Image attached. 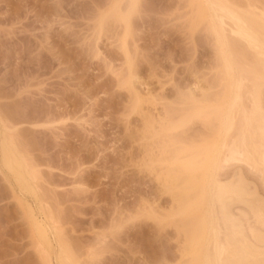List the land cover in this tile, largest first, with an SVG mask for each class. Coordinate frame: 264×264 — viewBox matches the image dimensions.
<instances>
[{"label": "rangeland", "instance_id": "obj_1", "mask_svg": "<svg viewBox=\"0 0 264 264\" xmlns=\"http://www.w3.org/2000/svg\"><path fill=\"white\" fill-rule=\"evenodd\" d=\"M130 1L0 0V264H46L34 220L54 241L62 233L81 264L193 262L177 202L188 171L175 173V165L218 136L228 114L220 106L238 96L233 90L222 98L230 84L219 56L225 51L207 29L203 0ZM118 13H131L127 23ZM241 91L240 108L247 104ZM192 96L202 107L193 113L210 105L203 110L209 120L208 113L191 116ZM186 112L191 119L179 125ZM4 138L37 175L29 176L34 194L3 165ZM184 147L193 151H183L181 160ZM231 162L222 163L221 180L242 174L264 198V178Z\"/></svg>", "mask_w": 264, "mask_h": 264}, {"label": "bare ground", "instance_id": "obj_2", "mask_svg": "<svg viewBox=\"0 0 264 264\" xmlns=\"http://www.w3.org/2000/svg\"><path fill=\"white\" fill-rule=\"evenodd\" d=\"M203 1L204 2L202 3L204 4H202L203 7H201L202 10L201 14L204 15L203 18L204 17L206 18L204 19L205 22L208 20L207 23L208 22L210 23V27L207 28L209 29L208 31L212 30L210 32L215 33V36H217L216 39L219 41L221 45L217 48H220L222 49V51L223 50L225 51V53L223 54L220 51L219 56H222L221 59L223 60V65L225 67L227 75L229 76L228 79L230 81V84L231 85L234 84L233 87L236 88V89L232 88V86L228 82L229 90L226 88L227 85L225 84L226 85L225 89L227 90H224L223 93L227 91L226 92L227 94L221 97L224 100H226L225 99L227 97L226 95H228L229 92L233 90L236 91V92L233 91V97L235 95L234 93H236L238 97L234 99V98H230L229 95L227 97L228 101H230L231 99L232 100L230 102L224 101L225 104L222 105V107L220 106V109H222L224 106H227L226 109H224L225 108L224 107L223 111L221 110L220 111L225 112L228 108V110L225 112V114L226 113L228 114L225 115L226 118H221L223 119L221 121L223 122V124L222 126L220 125V128L222 127L220 129L221 131L219 132L218 130L215 131L218 132V136L217 134L216 136L212 135L215 137L213 139L214 141L212 140L211 143H208V145L203 146L204 144H207L204 143L202 146L204 148L206 147L205 149L203 147H199V148H203V151H201L200 155L198 153H197L198 155L195 154L196 152L194 151L195 156L191 154L193 157L191 156L189 158L185 156V152L183 151L187 152L192 149L187 148L188 150H185L184 147L183 149H181L184 155L182 154L180 158L182 160V156H185V160L186 157L189 158V160L188 159L186 161L184 160V163L182 162L183 161L182 160L180 161L181 164L178 162L179 164L178 166L176 162L180 159V158L177 159V157L182 153L180 150H179L180 154L178 156L177 155L174 156L172 159L173 160L172 163L177 164L175 165V167L177 166L176 169L173 168L175 173L177 172V168L181 169L180 172L182 171L189 172V173L187 172L188 175H186V177L184 176L185 180L181 182L182 187L180 188L182 189L179 190L182 191L179 192L180 193L178 197L179 200H177L179 204L177 205L181 207V208L178 207L179 209L178 212L180 213L178 212L177 213L180 216H183L182 220L184 219V224L186 223L188 224V222L190 223L188 225L187 224L184 225L187 226V228L184 227L186 228L184 230L182 228V231L186 232L188 228L190 229V227L191 230H193L195 228L193 227L194 225H196L195 230H197V231L194 230V232L190 230L191 231L190 233L188 229L187 232L189 234L186 232L187 233L186 237L187 236L190 237V235H192L190 237L191 240L188 242V239H186L187 241H185L186 243L184 244L185 246H187L185 253L187 257L189 258V256L190 257L194 256V258L198 260V262H196L194 258L192 259V257L191 260H193V262L192 261L190 262L188 258H187L188 261L187 260L186 261L187 263L190 262V264L191 263L193 264L195 262L197 264H264V198L259 194V192L255 188H252L250 186V184L247 182L245 177L242 176V174L241 175L233 174L231 178L227 180H221L222 178H220L219 176L220 173L219 171H221V168L223 169L222 166H224L222 165L223 162L232 163L231 161L233 162L235 161V162H241L247 164V166L253 169V171L258 172V174L261 175V178H264V5L260 7L254 3L249 4L250 3L249 2L246 7L245 6L246 4L245 5L241 4L240 1L238 4L236 2L232 3L231 0H203ZM136 3H137L136 0H133L132 6H135ZM198 4H199V0H198ZM239 4L242 6H239ZM129 14L131 13H128V15ZM117 15L120 16V17L116 15L114 16L116 17L117 20L120 21L121 19V21H125L127 23L128 21L127 14L125 15L124 13L123 16H121V14L118 13ZM233 49L240 50L239 52L241 54L239 52L238 53L241 57L243 56V59L241 58L242 60L240 59L239 55H237L238 58L237 56H234V53L232 52ZM220 62L222 63L221 60ZM242 88L244 89V92L246 94L245 101L247 102V104L244 105L242 104L240 108L239 107L240 103L237 101L235 102V100H238ZM133 91L134 94L137 93V96L133 95L134 97H136V99H138L140 95L143 94L139 91H136L135 89ZM190 98L194 100V102L197 101V99L195 100L194 96ZM217 98H219V96L216 97V99ZM141 99L142 98L140 97L138 101L143 102L144 100ZM220 99L221 98H219V100ZM199 101L200 100H198V102ZM141 104L142 103L140 102H138V104L136 103V105H138L139 107H141ZM195 104L196 105L193 108L191 107L192 117L193 116L197 117V115L199 114L201 115V113L203 114V110L205 108L207 109L211 108L210 105L209 107L204 106L205 108L202 109V111L199 110L197 112H194L197 114L196 115L193 113L194 108H196V106L198 108H202V107H200V105H197L196 102ZM138 106L137 107L133 106V107L138 109L139 108ZM215 108H212V110L219 109V106H215ZM196 110L197 109H195V111ZM186 113L185 116H183V118L181 117L182 120L180 119L179 125H181L183 122L185 123V120L187 121L190 118V116H188L189 114L187 113L186 115ZM207 113L204 112V114ZM215 114L219 115L221 113L219 112L218 114L217 112ZM205 116H207L206 119L209 120L210 119L209 116L211 117V113L210 115L208 113ZM200 117H202V115ZM235 122H238L237 125L239 124V126H236ZM171 125L173 129H175V127L177 128L176 125H178V122L177 124L176 122H174ZM234 128L236 129V131H238L237 132L238 134H235L233 132L235 135L232 134L234 136H231L232 131H234L232 129ZM6 139L7 138H4L1 141V151H2L1 157H3L2 163L4 162L3 165L6 166L9 171L11 170V173L12 172L14 173L12 174L15 175L14 177H16V179L18 180L17 182L20 183L21 187L27 190L28 193H31L34 187L31 185L32 181H30L31 179L29 178V176L31 177L37 175H34V172L32 173L30 172V174L33 175H29L30 170L26 169L28 164L25 166L26 160L24 158L22 160L21 157L22 153L21 155H18L17 153L19 152L16 149V144H13L14 142L12 143V141L8 139H7L8 142H6L7 141ZM175 154H177V152ZM189 154L187 153L186 155ZM172 163H169V165ZM169 169L170 168L168 167V171ZM174 171H172L173 175H174L173 173ZM184 172L182 173L185 174ZM182 173L179 174V176L181 177V178L178 177L179 180L182 179L183 176ZM167 174L170 175V173ZM177 181L178 180L176 179L174 182ZM171 184L170 187L168 188H171L173 192L172 188L175 187L174 184L173 185ZM191 190L195 192V193L193 192L195 195L193 197L192 195L191 196L188 195V191L192 192ZM175 191L178 192V189H176ZM33 192H35V189ZM175 193L172 194L175 196L176 195ZM174 202H176L175 198H174ZM236 208L238 212H236L237 211ZM170 213H174V212H170ZM168 215L169 217L171 216V214ZM196 215L198 216V219ZM192 217H195L196 219L194 218V220H196V222H198L199 220V222L196 223L194 220H192L193 219ZM31 218L34 219L35 217L34 218L31 217ZM186 218L188 220H185ZM185 221L187 222L185 223ZM192 221L195 222L196 224H192L191 223ZM33 222H34L33 226H36L37 228V234L39 238V246L37 247H40L39 249L43 255V258L45 259L46 264H52L53 258L57 262V264H81L74 257L73 252H71L72 248L67 245V242L66 241H64V243L62 242V239L64 240L66 238V237L62 238L63 237L62 233L56 231L55 232L56 238L53 237V239H55L54 241L49 235L50 232L47 230L48 227L46 228L45 226H42V224H40L41 221L37 222L34 220ZM251 222H253V225L251 224ZM179 229L181 230V228ZM57 233L61 234V236H59V234ZM183 234L185 235V233ZM65 243L67 246L65 245ZM189 248L191 253L189 251ZM187 252H189L190 254H187ZM185 254H183V256H186ZM74 260H76V262ZM187 263L185 262L184 264Z\"/></svg>", "mask_w": 264, "mask_h": 264}]
</instances>
